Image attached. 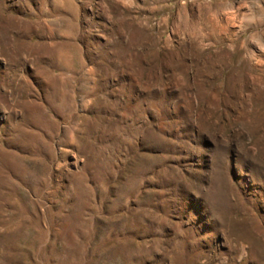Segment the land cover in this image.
<instances>
[{
    "label": "rangeland",
    "instance_id": "obj_1",
    "mask_svg": "<svg viewBox=\"0 0 264 264\" xmlns=\"http://www.w3.org/2000/svg\"><path fill=\"white\" fill-rule=\"evenodd\" d=\"M0 264H264V0H0Z\"/></svg>",
    "mask_w": 264,
    "mask_h": 264
},
{
    "label": "bare ground",
    "instance_id": "obj_2",
    "mask_svg": "<svg viewBox=\"0 0 264 264\" xmlns=\"http://www.w3.org/2000/svg\"><path fill=\"white\" fill-rule=\"evenodd\" d=\"M261 16V15H260Z\"/></svg>",
    "mask_w": 264,
    "mask_h": 264
}]
</instances>
